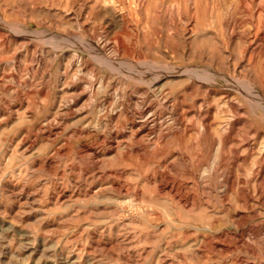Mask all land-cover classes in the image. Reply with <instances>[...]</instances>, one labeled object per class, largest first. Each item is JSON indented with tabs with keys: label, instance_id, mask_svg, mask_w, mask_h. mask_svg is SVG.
Listing matches in <instances>:
<instances>
[{
	"label": "rangeland",
	"instance_id": "374dc122",
	"mask_svg": "<svg viewBox=\"0 0 264 264\" xmlns=\"http://www.w3.org/2000/svg\"><path fill=\"white\" fill-rule=\"evenodd\" d=\"M0 264H264V0H0Z\"/></svg>",
	"mask_w": 264,
	"mask_h": 264
},
{
	"label": "bare ground",
	"instance_id": "6f19581e",
	"mask_svg": "<svg viewBox=\"0 0 264 264\" xmlns=\"http://www.w3.org/2000/svg\"><path fill=\"white\" fill-rule=\"evenodd\" d=\"M179 6V5H178ZM259 13V12H258ZM261 18V17H260ZM252 41H253V39H252Z\"/></svg>",
	"mask_w": 264,
	"mask_h": 264
}]
</instances>
